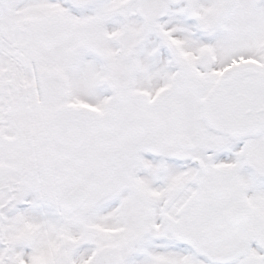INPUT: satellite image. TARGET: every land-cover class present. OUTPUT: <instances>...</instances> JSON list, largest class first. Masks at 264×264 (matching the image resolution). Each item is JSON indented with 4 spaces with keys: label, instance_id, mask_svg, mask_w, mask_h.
I'll return each instance as SVG.
<instances>
[{
    "label": "snow or ice",
    "instance_id": "obj_1",
    "mask_svg": "<svg viewBox=\"0 0 264 264\" xmlns=\"http://www.w3.org/2000/svg\"><path fill=\"white\" fill-rule=\"evenodd\" d=\"M0 264H264V0H0Z\"/></svg>",
    "mask_w": 264,
    "mask_h": 264
}]
</instances>
